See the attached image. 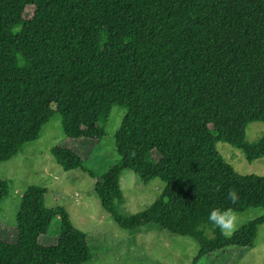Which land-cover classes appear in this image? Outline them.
Segmentation results:
<instances>
[{
  "label": "trees",
  "instance_id": "obj_1",
  "mask_svg": "<svg viewBox=\"0 0 264 264\" xmlns=\"http://www.w3.org/2000/svg\"><path fill=\"white\" fill-rule=\"evenodd\" d=\"M113 106L125 108L113 135L118 158L93 177V190L117 226L190 237L196 259L252 248L264 224V176L239 175L215 144H230L248 162L264 156V131L257 143L245 141L249 123H264V0H0V162L36 140L54 114L68 142L98 141ZM72 143L50 153L62 170H83ZM125 169L143 184L164 183L131 215L119 211ZM6 195L0 178V201ZM45 195L27 187L15 223L0 222V264L92 258L86 235L63 207L47 208ZM217 206L261 214L225 236L208 221ZM55 217L60 232L44 244Z\"/></svg>",
  "mask_w": 264,
  "mask_h": 264
},
{
  "label": "rangeland",
  "instance_id": "obj_2",
  "mask_svg": "<svg viewBox=\"0 0 264 264\" xmlns=\"http://www.w3.org/2000/svg\"><path fill=\"white\" fill-rule=\"evenodd\" d=\"M32 8L28 7L25 17ZM125 108L113 106L105 123V135L98 141L68 142L61 128V117L54 114L45 123L36 140L27 142L9 160L0 162V178L7 181V195L0 201V222L15 223L20 197L29 186L46 189L45 206L63 207L71 224L87 238L92 258L82 264H264V224L258 227L252 248L234 252H217L196 259L199 246L190 237L162 230L156 225L124 230L105 212L94 193L93 177L100 176L118 158L113 135L120 126ZM264 131L263 122H251L245 130V141L254 144ZM74 147L84 158V169L64 171L54 161L50 149L54 145ZM216 150L239 175L264 176V156L248 162L242 152L230 144L218 141ZM118 185L123 196L119 205L122 214L131 215L146 209L162 193L164 183L158 179L143 184L130 169L121 171ZM238 214L237 229L261 214L251 207ZM6 226V227H7ZM8 229V227H7ZM9 230V229H8ZM60 232V220L53 218L41 242L54 243ZM13 233L11 228L9 235ZM212 237L211 230H205Z\"/></svg>",
  "mask_w": 264,
  "mask_h": 264
},
{
  "label": "clouds",
  "instance_id": "obj_3",
  "mask_svg": "<svg viewBox=\"0 0 264 264\" xmlns=\"http://www.w3.org/2000/svg\"><path fill=\"white\" fill-rule=\"evenodd\" d=\"M226 199L235 204L239 199V194L234 188H230ZM238 219V214L232 207H212L208 213V221L225 236H230L237 229Z\"/></svg>",
  "mask_w": 264,
  "mask_h": 264
}]
</instances>
